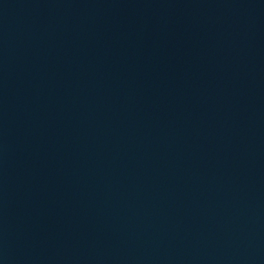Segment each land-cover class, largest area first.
<instances>
[{"label": "water", "instance_id": "water-1", "mask_svg": "<svg viewBox=\"0 0 264 264\" xmlns=\"http://www.w3.org/2000/svg\"><path fill=\"white\" fill-rule=\"evenodd\" d=\"M0 264H264V0H0Z\"/></svg>", "mask_w": 264, "mask_h": 264}]
</instances>
